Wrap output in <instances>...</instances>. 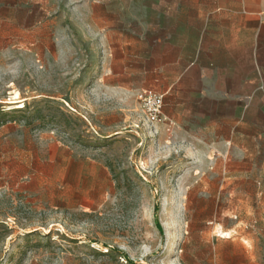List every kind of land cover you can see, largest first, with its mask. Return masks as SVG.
Returning <instances> with one entry per match:
<instances>
[{"label":"rangeland","instance_id":"obj_1","mask_svg":"<svg viewBox=\"0 0 264 264\" xmlns=\"http://www.w3.org/2000/svg\"><path fill=\"white\" fill-rule=\"evenodd\" d=\"M236 3L0 0V264H264V71L243 108L164 107L152 131L142 61L125 57L156 24ZM58 164L105 167L103 198L60 208L23 190Z\"/></svg>","mask_w":264,"mask_h":264},{"label":"crops","instance_id":"obj_2","mask_svg":"<svg viewBox=\"0 0 264 264\" xmlns=\"http://www.w3.org/2000/svg\"><path fill=\"white\" fill-rule=\"evenodd\" d=\"M199 19L179 22L178 28L156 24V42L147 38L126 44L125 57L130 54L132 62L142 61L141 66L133 64L131 68V75L141 77L135 83L138 92L154 89L165 94L166 110L189 107L195 101L208 102L213 107L243 108L245 98L254 101L256 94H260L264 0L256 5L238 0L235 5L219 6L211 16L201 14ZM146 25L143 35L148 37L153 24ZM144 41L148 42L146 50ZM184 93L189 94L186 99ZM171 117L174 124L175 115ZM50 169L31 177L23 190L60 208L91 209L103 198L105 167L80 165L74 170L71 165L58 164Z\"/></svg>","mask_w":264,"mask_h":264},{"label":"built area","instance_id":"obj_3","mask_svg":"<svg viewBox=\"0 0 264 264\" xmlns=\"http://www.w3.org/2000/svg\"><path fill=\"white\" fill-rule=\"evenodd\" d=\"M137 100L144 124L152 131H157L158 125L164 119L165 94L154 89H145L137 93ZM172 125V121L166 119L165 126L171 129Z\"/></svg>","mask_w":264,"mask_h":264}]
</instances>
